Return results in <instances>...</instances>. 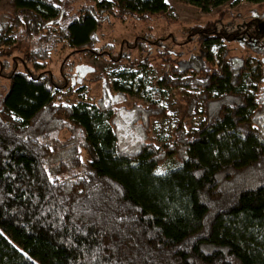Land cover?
Here are the masks:
<instances>
[{"label": "trees", "instance_id": "trees-1", "mask_svg": "<svg viewBox=\"0 0 264 264\" xmlns=\"http://www.w3.org/2000/svg\"><path fill=\"white\" fill-rule=\"evenodd\" d=\"M183 1L208 14L229 0ZM13 4L0 57L21 32L30 65L8 72L0 96V264H264L263 62L228 56L215 24L190 30L198 52L185 61L157 49L170 67L156 87L182 104L157 145L150 121L168 115L135 72L104 83L95 104L67 106L66 81L43 70L61 48L98 55L104 23L163 16L165 0ZM153 59L128 66L146 71ZM131 95L145 103L124 111L118 101Z\"/></svg>", "mask_w": 264, "mask_h": 264}, {"label": "rangeland", "instance_id": "rangeland-1", "mask_svg": "<svg viewBox=\"0 0 264 264\" xmlns=\"http://www.w3.org/2000/svg\"><path fill=\"white\" fill-rule=\"evenodd\" d=\"M165 1L168 8L163 16H152L143 21L126 17L123 20L110 19L104 23L97 34L98 55L78 53L66 48L52 52L43 72H47L57 83L60 80L66 81L61 91L64 93L61 103L67 106L79 101L95 104L104 89H107L104 83L116 81V75L121 72H135L136 77L147 84L146 88L153 91L149 98L166 109V120L150 121V136L160 145L171 140V132L180 120L182 104L173 91L156 87L155 82L170 67L168 63L160 64L153 59L157 49H168L173 53L171 59L185 61L198 52L197 38L190 30L215 24L217 30L225 36L223 46L228 56L242 58L251 54L262 61L264 67V6L252 5L244 0H229L208 14H203L183 0ZM72 6V10L76 9ZM14 9L13 0H0V19L8 26ZM22 36L21 32L16 33V42L8 58L0 57V96L7 88L8 72L26 70L30 65L25 56L30 47L29 41L22 40ZM142 58L153 59L148 70L144 71L142 67L130 69L128 63ZM134 102L142 104L145 99L131 95L118 101V106L126 111ZM198 123L199 119H188L184 121V126L187 129L195 128ZM57 138L64 140L68 138V133L62 130Z\"/></svg>", "mask_w": 264, "mask_h": 264}]
</instances>
